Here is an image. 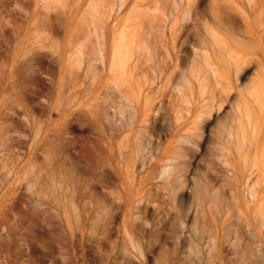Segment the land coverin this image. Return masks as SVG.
Segmentation results:
<instances>
[{
    "label": "rangeland",
    "instance_id": "374dc122",
    "mask_svg": "<svg viewBox=\"0 0 264 264\" xmlns=\"http://www.w3.org/2000/svg\"><path fill=\"white\" fill-rule=\"evenodd\" d=\"M38 5L35 15L25 12L0 15V264H206V248L192 233L193 207L185 212V225L181 226L178 237L165 238L172 233L173 225L168 224L158 228L164 238L155 239L149 237L155 223L154 209L150 206V217L142 223L137 219L131 228L134 245L141 249V255L129 239L121 236L118 230L122 224L120 218L116 221L117 225L110 227L112 235L109 238L102 240L100 236L101 198L97 163L101 144L99 108L104 97L102 95L108 94L107 98L110 99L124 94L121 88L126 89L127 93L130 91L129 95H124L127 100L125 104H128V119L134 110L143 108V104L153 103L163 107L171 98L170 103L177 102L175 92L170 90L180 70L177 59L180 55L179 24L176 20L180 15V0H47L45 7L44 3ZM46 7H53L49 15H46ZM77 41L81 44V54L77 53L73 44ZM124 45L127 48L130 46V49L133 47L132 52L129 48V51L125 50ZM117 47L129 52L124 51L128 59L125 55L126 63L122 60L123 64H120L121 67L126 64L125 68L119 69L120 60L115 52ZM187 48V69L190 71L189 44ZM150 51H154V54ZM161 54L166 56H162L165 62L161 60ZM120 56L122 58L124 55ZM200 64L195 71L200 70L197 73L204 80L196 82L197 78L190 77L189 85L184 86L186 96L182 97L184 101L181 100L188 106L196 104L203 96L218 95L223 85L229 87L224 80L217 83L216 79L205 73L208 70L205 63ZM212 64L217 70L225 71L219 62L214 60ZM131 74L134 77L129 78ZM139 76L140 80L144 78L145 81H138ZM173 76H176V80ZM172 78L171 84L169 80ZM249 78L250 71L236 85H249ZM117 79L122 85L117 83ZM138 83L139 87L136 85ZM126 84L131 87L128 88ZM116 86H121L120 92ZM168 93L171 94L170 99ZM258 94L252 96L243 93L239 96L232 91L231 102L234 99L238 102L236 99L239 97L241 100L247 97L250 106L246 100L242 102L247 108L250 107L252 120L259 124V109L255 110L257 102L254 100L259 98ZM161 95L159 100H155ZM249 96L252 98L249 99ZM140 97L143 107L137 102ZM169 102L159 112L166 115L167 110L163 111L170 106ZM178 102L181 103L180 99ZM244 104H241L242 107ZM214 112L202 128L201 137H194L198 148L180 143L183 149H192L189 153V178L200 179L207 175L221 179L230 167L222 165L214 157L220 152L228 156L232 165L239 164L238 160H241L232 154L231 144L223 146L224 143L220 144L218 139L221 137V127L235 126V111L225 104L219 113ZM168 114L167 121L171 122V112L168 111ZM164 121H156L152 125L155 128L146 134L150 135L146 136L147 144L142 143L152 155L161 150L171 153L173 145L177 144H169L172 141L171 123L163 132L166 129ZM180 123L184 128L181 133L185 136L188 129L195 127L190 118ZM129 129L119 132L114 143L109 139L108 147L129 146L133 139L132 129ZM255 137V140L251 137L256 142L254 146H250L252 141L249 144L251 156L248 157L251 161L255 147L259 149V132ZM251 161L246 163L247 167L256 170L255 165L251 166ZM262 182L260 187L259 183L254 187L257 191L264 187ZM230 187L227 183L225 190ZM182 192V200L189 205L192 201L189 190L183 189ZM225 196L226 199L230 197L228 194ZM238 196L243 207L240 214L235 212L234 215L239 216V220L230 215L228 221L237 225L236 228L256 246L255 256L250 258L251 264H264V244L259 243V237L264 240V229H259L255 220L258 213L253 204L246 205L244 195ZM256 196L255 200H259V192ZM109 201L110 197L107 203ZM203 211L204 214L200 212L197 215V226L203 230L200 234L206 236L211 233L220 256L226 264H232L228 257L224 258L227 247L222 245L220 226L214 220H205L210 215L207 209L203 208ZM175 214L179 212H170L171 217ZM176 230L178 233L177 227ZM191 241L200 249L197 256L189 254Z\"/></svg>",
    "mask_w": 264,
    "mask_h": 264
},
{
    "label": "bare ground",
    "instance_id": "6f19581e",
    "mask_svg": "<svg viewBox=\"0 0 264 264\" xmlns=\"http://www.w3.org/2000/svg\"><path fill=\"white\" fill-rule=\"evenodd\" d=\"M46 2L47 0H0V15L20 12H25L27 15H35L38 11H36V9H38L37 5L39 3H44L45 7ZM202 4L204 5V7H202ZM31 7H33V9ZM179 7L180 15H177L176 20L179 24V35H177L179 38L178 45L180 49V55L177 59L179 60L180 70L175 66L177 68L176 70H179V75L175 74L178 75V79L173 85H171V81H173L176 76H173L174 79L172 78L171 80H169V82L171 83L169 84V86L171 85L173 88L170 91L175 92L177 102H169L171 99H173H170L171 94L173 95V93L167 90L169 93H171H168L170 96L167 94L169 97L166 96L170 99L166 101V105L169 102L170 104L168 105L170 106H167L168 108L166 107V109L163 111L165 112L167 110V114L164 115L165 113L162 114L161 112H159L163 109L164 106H166L162 101L161 102L164 105L163 107L153 105V103H147L149 101L145 102L147 104H143V107L141 104L142 102L140 101V97L138 98L139 101L137 102H140L143 108L139 107V110H134L135 112L131 114V118L129 117L128 119L126 109L128 104H125L127 100L124 95L125 93L129 95L130 91L127 93L126 89L122 90L120 86V91H123L124 94L120 93L121 95H119V93H116L119 96H113L114 98L112 97L110 99L109 97L107 98L108 94L107 96H105V93L104 95H102V97H104L102 99L103 101L101 100L102 102L99 108V137L101 144L99 145L100 149L97 163L99 176L98 183H100L99 186L101 198L100 236L102 240H106L107 238H109L112 235L110 227H114L115 225H117L116 221L120 218L122 224L120 225V228L117 229L121 232V236L123 238L126 237L127 239H129V241H131V244L134 245V234L131 228L134 226V223L137 219L142 223L146 221L148 217H150L149 207L151 206V208L154 209L152 214H154L155 216V223L152 225L154 227V230L150 231L149 237H153L155 239L164 238V235L158 232V228L160 229L168 224L173 225L172 233L171 235H166L165 238L170 239L171 237H178V235L181 233V226L185 225V212L189 210V208L193 207L192 233L197 240L203 242L204 247L206 248L205 263L226 264L222 256H220L221 253L218 251L217 244L214 241L212 234L208 233L206 236L200 234V232H202L203 230H199L197 226V221L199 219L197 215L200 212L204 214V208L209 211L210 215L209 219L205 220L216 221L223 232L221 235L222 245L225 244V247H227V252L225 253L224 258L228 257V259L231 260L232 264H251L250 258L252 256H255L256 246H254V243L251 242L250 239L246 238L244 233L240 232L238 228H236L237 225L230 223L228 221V218L231 215L236 221L239 220V216H235L234 213L236 212L237 215L241 213L240 211L243 206L240 203L241 200L238 201V195H244L246 205L247 203L253 204V208H255L256 213H258L255 220L257 221L259 229H264V185L262 186L263 188H260L261 190L259 189V191L254 188L257 183H259V187L261 186L260 184L262 181V183H264V90L260 91L262 85L264 86V0H180ZM46 8L48 10V13L46 15H49L53 7ZM176 20H173L175 21L174 26L176 25ZM189 24L191 26L190 28ZM49 25V28L51 29V23ZM173 32L174 31H172L171 34H173ZM73 44L75 45L74 47L77 53L81 54L79 52L81 44L78 41L74 42ZM188 44L190 46L191 53L190 71L189 69H187V55L189 54L187 53ZM125 47L127 48V46L124 45V49L129 51L128 48L130 46L127 49ZM148 47L150 46L148 45ZM132 49L133 47L130 49V51ZM122 50H120L118 47L115 49V52L117 53L116 57H119L120 60L119 65L121 63L123 64L122 60L126 63L123 57H125L127 53L129 54V52L124 50L125 52H127L124 53V51ZM153 52L150 51V53ZM120 55H124L122 56L123 59ZM131 56L132 55H129V57ZM162 56L164 57V55L161 54V60L163 59L165 62L166 59L164 58L166 56L164 58ZM126 57L128 59V55ZM214 60L219 62L222 67L225 68V71H220L214 68V65L212 64ZM202 62H204L208 67V70H206L205 72L207 73V75L216 79L217 83H219V80L226 81V85H229V87L222 84L223 88L221 89L220 85L221 91L218 95L210 94L206 97L203 96L197 101L196 104L194 103V105L192 106H190V104L189 107L181 100L182 97L186 96L184 95L186 90L184 86L189 85L190 77L197 78L196 82H202L204 80L203 78H201L202 75H200V73H197L200 72V70L197 69L198 71H195L196 66ZM121 65L119 66V69ZM125 67L126 64L121 68ZM149 68L151 67L149 66ZM249 71L251 73V78H249V85L240 84L242 85L240 87L238 86V84L236 85V82L241 77L245 76V74ZM172 72L174 73V71ZM130 76H132V74L128 77L130 78ZM132 77H134V75ZM140 78L141 76H139L138 81L141 82L142 79L145 81L144 78H142L141 80ZM207 78L208 77H205V79ZM118 82H120L121 84L120 80H118L117 83ZM129 83L131 84L130 81ZM126 85H128V88L131 87L129 84ZM126 85L123 86L126 87ZM136 85L138 86L139 83ZM258 85L259 87H257ZM120 88L117 89L118 92H120ZM200 88H202L203 90V86H201ZM232 91H235V94H238L239 96L243 93H248V95L252 96L259 93V98L256 97L257 99H254L257 102L255 103V107L257 108H254L256 111L259 109V119H257L259 121V124L251 118V113L248 109L250 107L247 108L248 98L244 96L246 99H244V97L242 99L244 103L246 100L247 105L242 102L241 97H239L238 95H236L239 97L238 99H236V101L239 100V103L235 102V99L231 102ZM157 93H155V95ZM159 94L160 92L158 93V95ZM152 95H150L149 97L152 98ZM162 96L163 95L154 98L156 100L158 98H161ZM250 97L251 96H249V99ZM135 98L133 99L136 101ZM179 99L181 103L178 102ZM184 100L185 99H183V101ZM108 103L110 106L109 108L111 109L110 113V109H108ZM160 103H158L157 105H159ZM253 103L251 102V104ZM225 104L229 105V107L235 111V126L232 124L230 126L228 125L226 127L220 128L219 133L221 134V137L218 138L219 143H224L223 146H226L228 143L231 144L233 152L232 154L240 157L241 160L240 162L238 160L239 164L232 165L230 164L228 156L222 154L219 150L220 153L214 155V157H216V159H218L222 165L230 167L227 170L226 174H221V179L217 180L213 177L209 178V176L207 175H203V177L200 179L189 178L188 174H190L189 167L191 160L189 157V153L192 152V149L185 150L180 146V143L184 142L191 145L192 147L198 148L194 137H201L203 130L202 128L205 126V123L211 116L212 112L215 111L219 113V111L222 109V107L225 106ZM241 104H244V109ZM253 106L254 105H252V107ZM254 108H252L251 110L253 111ZM168 111L171 112V122L167 121L169 120V118L167 117L169 115ZM189 118L191 119V122L193 123V125H195V127L194 129H188L189 131L185 130L186 133H188V135L185 136L181 133L184 131V128H182L180 122L183 119ZM255 118L258 117L255 115ZM159 120H165V123H163L166 125V129H163V132L167 130V125L171 123L170 132L172 141L169 142V144L173 145L174 142H176L177 144L173 145V151L170 150L172 151L171 153L161 152V150L156 155H152L144 146L147 144L146 134H149L151 132V129L154 127H152V125H154L155 122H158ZM117 122L119 124H117ZM129 128L132 129L131 131L133 136V139L131 138L132 143H130L129 146L125 145L126 147H124L121 145H112L111 147H108L107 143L109 139V141L114 143L115 139H118V133ZM258 132L259 149H256L255 147V152H253V147L252 152L254 153V159H252L251 161L248 157V155L251 156L250 146L256 143L254 142V140ZM251 137H255L254 140ZM251 141L252 144H250ZM246 159L248 161H251V166L255 165L257 169L254 167L256 170L252 171L251 167H247L248 165L246 163L248 161L246 162ZM217 177L218 176H216V178ZM227 183L231 186L229 190H225V186L227 185ZM108 189L111 190L107 191ZM183 189L186 191L189 190L192 196V201L189 205H187V203L182 200L183 196H181V193H183ZM258 192L259 200H255ZM225 194H228L230 196L228 197L229 199H226L227 197L225 196ZM109 197L110 201L109 203H107V198ZM174 210L179 212V214H175L171 217L170 212ZM172 218L174 219V221ZM176 227L178 228V233ZM199 234L200 237L198 236ZM256 238L258 239V237ZM259 243L264 244V240L260 237ZM134 247L136 251H138V253L141 255V249L137 248L135 245ZM199 250L200 249L197 244L191 241L189 245V254L197 256L199 254Z\"/></svg>",
    "mask_w": 264,
    "mask_h": 264
}]
</instances>
